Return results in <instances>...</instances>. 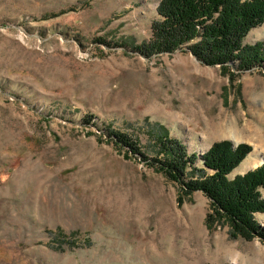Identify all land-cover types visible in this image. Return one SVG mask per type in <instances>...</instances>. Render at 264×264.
Here are the masks:
<instances>
[{
    "label": "rangeland",
    "instance_id": "rangeland-1",
    "mask_svg": "<svg viewBox=\"0 0 264 264\" xmlns=\"http://www.w3.org/2000/svg\"><path fill=\"white\" fill-rule=\"evenodd\" d=\"M162 1L0 0V264H264L152 162L166 129L198 170L223 141L252 148L230 180L264 164V23L232 76L187 47L137 52Z\"/></svg>",
    "mask_w": 264,
    "mask_h": 264
},
{
    "label": "trees",
    "instance_id": "trees-1",
    "mask_svg": "<svg viewBox=\"0 0 264 264\" xmlns=\"http://www.w3.org/2000/svg\"><path fill=\"white\" fill-rule=\"evenodd\" d=\"M158 19L151 27L152 37L136 48L146 57L172 54L187 47L202 63L231 72V65L247 71L256 65V48L244 44V38L264 23V0H163L157 10ZM198 41L194 45L191 42ZM159 143L163 157L152 162L156 169L178 182L186 195L203 192L211 201L213 213L209 223L224 219L233 236L259 237L264 243L255 221L257 213H264V164L243 177L230 180L228 175L251 153L247 144L234 146L229 141L216 143L201 159L203 169H196L198 157L189 155L186 147L170 139L166 129ZM121 143L132 150L137 143L127 135H119ZM189 169L198 173L189 176Z\"/></svg>",
    "mask_w": 264,
    "mask_h": 264
},
{
    "label": "water",
    "instance_id": "water-1",
    "mask_svg": "<svg viewBox=\"0 0 264 264\" xmlns=\"http://www.w3.org/2000/svg\"><path fill=\"white\" fill-rule=\"evenodd\" d=\"M235 146H238L237 144Z\"/></svg>",
    "mask_w": 264,
    "mask_h": 264
}]
</instances>
